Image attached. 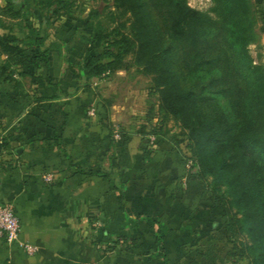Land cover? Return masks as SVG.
<instances>
[{
    "label": "crops",
    "instance_id": "crops-1",
    "mask_svg": "<svg viewBox=\"0 0 264 264\" xmlns=\"http://www.w3.org/2000/svg\"><path fill=\"white\" fill-rule=\"evenodd\" d=\"M254 3L264 43V0ZM61 26L45 36L46 63L0 72V205L19 221L15 241L0 236V264H243L223 207L170 141L113 138L100 79L81 73L88 35Z\"/></svg>",
    "mask_w": 264,
    "mask_h": 264
},
{
    "label": "trees",
    "instance_id": "trees-1",
    "mask_svg": "<svg viewBox=\"0 0 264 264\" xmlns=\"http://www.w3.org/2000/svg\"><path fill=\"white\" fill-rule=\"evenodd\" d=\"M113 1L128 13L130 31L122 22L108 29L97 21L82 54L81 73L100 79L126 70L125 57L131 55L140 73L152 75L158 112L164 120L175 119L189 142L193 164L187 169L223 207L230 254L264 264V65L249 51L259 21L257 6L251 0H214V18L184 0ZM35 4L44 18L40 24L21 3L17 10L9 5L0 13L5 17L0 18L5 30L0 72L7 77L15 66L46 63L49 47L41 25L62 15L69 21L73 12L71 0ZM6 145L1 136L0 152ZM165 232L159 226L156 240L161 242ZM244 235L249 243L240 244Z\"/></svg>",
    "mask_w": 264,
    "mask_h": 264
},
{
    "label": "rangeland",
    "instance_id": "rangeland-1",
    "mask_svg": "<svg viewBox=\"0 0 264 264\" xmlns=\"http://www.w3.org/2000/svg\"><path fill=\"white\" fill-rule=\"evenodd\" d=\"M184 1L190 7L211 17L217 16L214 10V0ZM251 1L255 2V0ZM19 3L24 9L31 10L32 19L36 24L44 22L35 0H0V13H6L9 5L12 6L13 10H17ZM71 3L73 12L68 16L69 21L73 25L77 23L80 32L83 34L89 35L97 21H102L108 29L122 22L124 24L123 30L127 33L130 31L128 13L122 8L115 7L113 0H71ZM65 18L62 15L50 21L51 25H41L42 34H46L45 36L50 39L57 26L58 29L64 30L61 25ZM5 20L6 22L11 21L9 18ZM254 33V41L249 44V51L256 63L264 65V43H262L258 26ZM125 62L129 66L128 69L105 73L97 84L98 91L108 100L118 116V122L115 123L114 129L120 133L123 131L134 132L151 140L155 138L166 139L180 151L186 162V167H190L193 164V159L188 146L189 142L175 119L164 120L158 112V95L152 88V75L140 73L137 66L132 63L131 55L125 57ZM207 180L211 181V177H208ZM220 189L223 190L224 187L220 186ZM243 242L249 243V239L245 235L239 239L240 244ZM242 260L243 264H249L246 257Z\"/></svg>",
    "mask_w": 264,
    "mask_h": 264
},
{
    "label": "built area",
    "instance_id": "built-area-1",
    "mask_svg": "<svg viewBox=\"0 0 264 264\" xmlns=\"http://www.w3.org/2000/svg\"><path fill=\"white\" fill-rule=\"evenodd\" d=\"M121 133L114 129L113 138L119 139ZM45 179L49 180L48 176H45ZM19 232V221L16 217L14 210L9 205H0V236H2L7 242L15 241L18 237ZM24 249L28 252H32L34 250L28 244H21Z\"/></svg>",
    "mask_w": 264,
    "mask_h": 264
}]
</instances>
